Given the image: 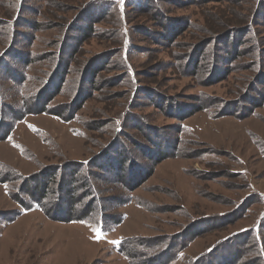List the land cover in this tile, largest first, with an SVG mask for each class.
Returning <instances> with one entry per match:
<instances>
[{
  "label": "rangeland",
  "instance_id": "obj_1",
  "mask_svg": "<svg viewBox=\"0 0 264 264\" xmlns=\"http://www.w3.org/2000/svg\"><path fill=\"white\" fill-rule=\"evenodd\" d=\"M101 1L0 0L13 24L0 64L27 76L0 67V125L20 115L0 140V264H199L213 248L208 260L264 264V0ZM42 93L49 113L25 115ZM70 105L69 123L52 116ZM236 106L246 116L226 117ZM155 135L179 156L149 162L137 149ZM118 142L144 165L129 179L101 161ZM88 187L103 223L99 210L78 220ZM45 193L54 205L22 208Z\"/></svg>",
  "mask_w": 264,
  "mask_h": 264
},
{
  "label": "trees",
  "instance_id": "obj_2",
  "mask_svg": "<svg viewBox=\"0 0 264 264\" xmlns=\"http://www.w3.org/2000/svg\"><path fill=\"white\" fill-rule=\"evenodd\" d=\"M189 1H191V0H189ZM116 3L117 2L115 0H109L108 2H106V1L98 2V4H100L101 7L105 4L104 7L107 8V9H110L109 13L112 12L113 8L116 6ZM6 14H8V13H6ZM2 25H7V24L4 23V21H3V22H0V27ZM8 25H9V23H8ZM8 25H7V27H8ZM10 25H13V24H10ZM7 27H6V32L8 30ZM90 28H91V26H90ZM7 35L9 36L8 32L6 34H4V35H1V33H0V45H4L6 43V42H4V44H3L2 43V39H3V37H5ZM5 51L6 50L4 48V51L1 52L0 56H2ZM8 56L9 55H7V57H5V60L6 61H4L3 64L1 63L0 64V67L3 70H5V73L8 72L7 74L8 75L10 74V76L12 77V73H10V71H12V69H15V67L11 66L8 63V61L6 59V58H8ZM14 58L18 62L17 65L23 66V68H26V69H28V67L31 66V63L33 61V60L31 61L29 59L30 57L27 60H25V59L19 58V56L16 58L15 55H14ZM62 66L65 69V71L63 72V76L59 73V71L57 73H54L53 76L54 75H56V76H54V80L52 82H49V85H48V86L52 85L51 87H53V85H54L53 89L57 88V91H60L61 88H62V85L66 83V78H64V76L66 77L67 74L70 72L68 66L65 63L63 65V63L60 62L59 67H62ZM48 75H49V77L47 76V78L49 79L51 77V79H52V75L51 76H50V74H48ZM58 75H60V76L58 77ZM45 76H46V73L45 72L42 73V71H40L39 77H31V78H32L33 81H35V83H37V82H41L42 83L44 81V79L45 80L47 79V78H45ZM24 77H25V79L22 78L23 80L20 79V81H16V79L13 78V77L10 78V79L12 81H14V82L16 81V83H23V82H25L27 76L24 75ZM31 78L28 80V82L31 80ZM44 84H46V81L43 82L42 85H44ZM42 90H43L44 93H46V91H48L46 85H44V87H42ZM44 93H42V94H44ZM38 97H37L38 98L37 101L39 102V100H40L41 101V104L39 103V104H37L38 106H36V107H34L32 109H28L27 112L25 111V113H24L25 115L32 114V113H34L35 115L49 113L50 109L48 108V105L51 103V101L53 100L52 98H54V96L53 97H50L47 94H44V96H38ZM72 106L73 105H70L69 106L67 112L66 111H57V112L54 111L53 114H52V116L55 117V118H61L63 121L66 120L65 122L69 123L70 120L72 118H74L73 116L75 115V113L77 112V109H78V108L75 109V107L74 106L72 107ZM174 106H176V105H174ZM256 108H258V107L257 106H254V109L253 110H256ZM201 110L200 109H194L192 111V114H194V113H196L198 111H201ZM253 110H251L250 113ZM63 113H67L66 119L63 117ZM232 113L233 114H231V115H226L225 114V116L226 117L233 116L235 118H241L243 116H246V114L244 113V109L242 107H239V106H236L233 109ZM16 114H18V113H16ZM192 114H187L188 115L187 118H189ZM19 118H20V115H15V114L13 115V114L10 113V115L6 118L7 121L4 122L6 124H3L2 123L0 125V140L6 139V137H8V135H9L8 133L11 131L12 128H14V125H15L16 122H18ZM179 119L184 120V118H179ZM120 130H121V128L118 127L116 129V133H118ZM155 137H156V139H160L161 140L160 141L161 143H155L156 142L155 141V142L152 143L151 146L140 147V149H137V151H142L144 153V155L146 156V159L149 162H151V163H153L155 165V164H158L159 162L164 161L166 159H170V158H174V157L176 158V157L179 156L178 152H180V151H179V149L177 147L178 145L176 143H174V144H176V146L173 145L174 147H171V145L170 146L168 145V144H170L168 142V140H164V138L162 136L155 135ZM125 149H126V147L118 142L113 149L108 150L103 155V157H102L103 159L101 161L111 160L113 157H115L113 159L114 160H118V163H119L118 166H120L121 164H123V165L126 166V168H127V177L129 179L130 176H131V173H133V170L134 171H137V169H139V167H141V168L144 169V165L141 166V164L139 163V161L135 157L132 156V153L128 152ZM176 151H177V153H176ZM76 163H78V162H76ZM96 167L98 169H101L102 168L108 174L107 176H110V172H111L110 165L101 163L100 165H98ZM152 169H153V167H152ZM119 170H120V172H119V175H120L121 174V166H120V168L117 167L115 171H119ZM149 171H150V174H151V170H149ZM53 175L54 174H52L51 176H53ZM71 175H73V173H71ZM74 178H76V176H74ZM75 180L78 181L79 179H75ZM72 181H74V180H72ZM141 181L142 180L140 179V181L138 182V184L135 186V189H136V187H138V185L141 183ZM84 182L85 181L83 180L82 184ZM36 189L39 190V188H36ZM88 189H89V191H88V193L86 195L88 197V201H87L86 204L89 205L90 202L92 201L91 202V206H90V208L88 210V213L85 212L83 214V216L80 217L79 219L76 218V217H70L71 220H77L78 219L79 221H86V220H88V217L90 215H92V213L95 212V214H96L97 211L99 210L97 208V206H100V205H99V199H98V197L96 195V192L93 189L89 188V187H88ZM65 193H66V196L68 198H71V196L74 194V191L73 190L71 191V190L67 189L65 191ZM35 195L37 196V194H35ZM55 195L57 196V199L60 200V196H59L60 193H59V191H56L55 192ZM36 196L26 197L25 201L24 200L22 201L23 203L20 202V204L23 206L22 208L23 209L25 208L26 210H30L35 204L37 205V203H39L41 205H43L44 203H45L44 205H47L49 203L50 204L53 203L51 199L49 200L48 195L46 193L45 194H42L41 196L38 195L37 198H36ZM52 205H54V204H51V206ZM59 205H60V203H59ZM49 208H50V206H49ZM69 208H70V210H69L70 215H73L74 212L76 211L75 210L76 208L74 206H70ZM66 210H67V208H66ZM99 211L100 212H99L98 216H96V217L98 218V221L100 223H103V220L105 221V219H106V218H104V215H103L104 214L103 209H101V207H100V210ZM62 213H65V212H62ZM68 222H70V221H68ZM109 222H111V221H109ZM121 242L122 241H120V243ZM120 243H119V245H120ZM118 248H119L120 253H122L123 255L124 254L127 255L131 259H134L135 258L134 256L131 257V255L123 252L121 246H119ZM213 249L209 250L206 253L207 256L209 255L210 252L213 251ZM207 256H205V261L202 262V263H199V264H223L224 261H225L224 258L218 257V256L216 257L215 255H214L215 257H213L211 260H208V257ZM195 263H196V261H195Z\"/></svg>",
  "mask_w": 264,
  "mask_h": 264
},
{
  "label": "snow or ice",
  "instance_id": "obj_3",
  "mask_svg": "<svg viewBox=\"0 0 264 264\" xmlns=\"http://www.w3.org/2000/svg\"><path fill=\"white\" fill-rule=\"evenodd\" d=\"M119 2H120V3H122V2H123V0H119Z\"/></svg>",
  "mask_w": 264,
  "mask_h": 264
}]
</instances>
